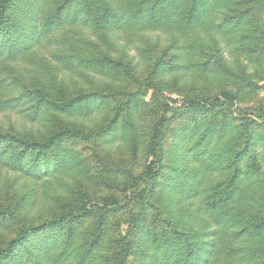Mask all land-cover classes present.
Listing matches in <instances>:
<instances>
[{
	"label": "rangeland",
	"instance_id": "rangeland-1",
	"mask_svg": "<svg viewBox=\"0 0 264 264\" xmlns=\"http://www.w3.org/2000/svg\"><path fill=\"white\" fill-rule=\"evenodd\" d=\"M20 1L16 19L27 35L18 55L0 54V133L43 141L61 128L62 121L91 133L110 127L117 108L125 103L132 107L136 129L126 126L109 138L62 141L73 162L42 181L12 170L10 156L20 150L3 152L7 146L1 144L0 206L16 211L23 223L41 225L69 208L115 197L126 203L125 209L100 235L103 249L95 264H119L128 224L140 213L142 222L130 235L125 263L172 264L152 244L153 235L203 230L208 189L227 178L222 168L211 166V156L190 149L194 131L202 129L200 124L225 121L231 127L224 140L216 137L211 147L220 149L234 139L232 127L245 135V124L249 127L254 121L258 127L262 122L264 0L247 5L209 0L203 16L191 24L183 22V0L163 4V0H86L94 5L106 2L112 9L114 17L106 26L90 23L78 9L80 0L73 14L83 16L49 33L42 28L57 0ZM240 16L245 18L238 23ZM38 91L56 102L79 96L90 101L92 109L65 115L49 106L38 112ZM157 97L174 108L164 129V166L150 185L145 176L153 161L150 143L156 116L151 105ZM128 114L123 113L119 125L125 126ZM134 134L140 139L138 154L131 145ZM254 137L259 145L264 128H258ZM174 169L184 171L181 177ZM135 177L144 180L137 185ZM73 228L83 236L79 243L90 245L97 239L95 225ZM50 231H42L34 241L40 242ZM203 233L214 243L207 264H252L234 255L239 243L229 230ZM17 235L16 221L6 220L0 225V246ZM261 260L264 264V257Z\"/></svg>",
	"mask_w": 264,
	"mask_h": 264
},
{
	"label": "trees",
	"instance_id": "trees-1",
	"mask_svg": "<svg viewBox=\"0 0 264 264\" xmlns=\"http://www.w3.org/2000/svg\"><path fill=\"white\" fill-rule=\"evenodd\" d=\"M79 1L57 0L55 11L49 14L42 30L49 33L67 26L71 24V20H77L83 14L90 20V23L97 26L108 25L114 17L112 9L108 8L106 2L94 5L86 0L80 1L78 7L83 14H73ZM164 1L175 3L177 0H163L161 4ZM236 3L255 4V0H236ZM208 4L209 0H183V6H181L183 22L191 24L198 21L203 16ZM237 4L235 7H238ZM20 6V0H0V54L10 51L11 54L18 55L21 51V40H26L24 37L27 34L23 35L25 32L20 26V21L18 22L16 19ZM244 18V16H240L236 17V20L239 23ZM7 45H10L9 50H7ZM241 81L242 83L247 82L245 79ZM247 85L249 84L243 86ZM37 94L40 103L37 107L38 112H41L43 107L49 106L65 115L92 109L91 102L79 96L56 102L49 101L42 91H38ZM151 108V113L156 116V123L153 126L150 143L153 161L145 176L146 182L150 185L153 182V184L156 183L164 166V129L168 121V113L174 106L169 101L163 102L157 97L153 99ZM131 110L130 103H125L124 107L119 106L110 127L107 126L91 133H85L79 128H70L66 122L62 121L61 128H58L43 141L32 140L22 135L0 133V145L7 146L3 152H8V149V153L20 150L10 156L12 170L35 181H42L67 168L73 162L72 155L69 157L70 152L61 147L62 141L78 137L85 139L109 138L113 137L121 128L125 130L126 126L135 131L136 120L134 114L130 113ZM125 111H129L125 126L119 125V119ZM260 120L262 122L258 127L254 126L256 124L254 121L249 127L248 124H245V130H247L245 135L237 134L238 128L232 127L234 139L228 142L229 146L225 144L220 149H211V147L214 145L216 137L224 140V132H227L231 127L225 121H222L221 124L217 121L200 124L202 129L198 128L194 131L191 137V140H194V145H190V149L193 148L203 157L204 155L211 156L213 158L211 166L222 168L226 172L227 178L208 189L203 202V211L208 218L203 230L199 233L183 230L182 233L176 229V236L164 235L161 238L156 234L153 235L152 244L157 247L167 261L172 264H207L206 256L212 251L214 243L210 244L207 239L211 236L205 235L203 232L220 228L229 230L233 239L239 243L234 248L235 256H241L252 264H261V258L264 257V148L262 147L264 146L262 142L264 137L259 140V145L255 144L257 139L254 137L258 128H264V116L260 117ZM131 145L135 154H138L140 139L137 134L131 138ZM10 148L14 149L10 151ZM3 152L0 155L3 156ZM174 171L179 172V177L184 172L178 169H174ZM132 180L140 185V181H143L144 178L135 177ZM27 203L28 201L25 200L24 204ZM125 205L126 203L115 197L103 202L90 201L87 205L79 208L62 211L41 225L23 223L16 211L0 206V225L8 219H14L18 228L17 237L0 246V264H95L103 249L104 239L99 240L100 235L104 233L119 210L125 209ZM141 222V213L129 222L126 235L123 238L125 249L118 257L119 264H126L132 246L130 235L135 233ZM92 225L97 227V239L90 245L79 243L82 234L80 235L73 227H90ZM121 227L118 226L119 229ZM48 230H51L48 232L49 236L40 242L34 241L36 237L42 236L40 234L42 231Z\"/></svg>",
	"mask_w": 264,
	"mask_h": 264
}]
</instances>
